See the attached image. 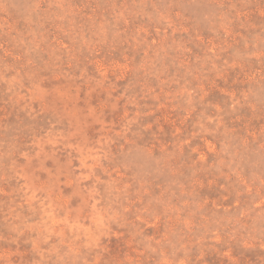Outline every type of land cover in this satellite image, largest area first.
Returning a JSON list of instances; mask_svg holds the SVG:
<instances>
[{
    "label": "rangeland",
    "instance_id": "rangeland-1",
    "mask_svg": "<svg viewBox=\"0 0 264 264\" xmlns=\"http://www.w3.org/2000/svg\"><path fill=\"white\" fill-rule=\"evenodd\" d=\"M0 264H264V0H0Z\"/></svg>",
    "mask_w": 264,
    "mask_h": 264
}]
</instances>
